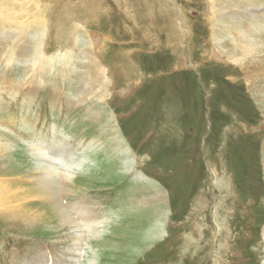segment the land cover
I'll use <instances>...</instances> for the list:
<instances>
[{"label": "rangeland", "instance_id": "374dc122", "mask_svg": "<svg viewBox=\"0 0 264 264\" xmlns=\"http://www.w3.org/2000/svg\"><path fill=\"white\" fill-rule=\"evenodd\" d=\"M40 1L56 7L48 55L75 48L72 90L23 77L32 57L1 60L0 133L23 151L7 179L32 190L31 149L64 143L53 155L70 171L57 179L61 204L100 224L84 233L78 220V243L59 221L0 220V264H264V81L215 58L206 1ZM63 29L79 42L57 41ZM85 43L93 63L78 54ZM94 64L108 83L83 107L75 92ZM30 197L27 213L42 204Z\"/></svg>", "mask_w": 264, "mask_h": 264}, {"label": "bare ground", "instance_id": "6f19581e", "mask_svg": "<svg viewBox=\"0 0 264 264\" xmlns=\"http://www.w3.org/2000/svg\"><path fill=\"white\" fill-rule=\"evenodd\" d=\"M53 1V3H55V0ZM205 1L208 4L207 12H209L208 18L211 30L210 40L212 41L211 43L214 45V51L216 52L215 58L219 61H222L223 63H233L234 65L241 67L243 70L248 69L246 74L249 76L251 81L254 80L253 75L256 73L262 76L258 79L264 81V70H262L264 69V66L258 70V66L264 63V0ZM40 2V0H0V41L5 42V44L0 42V62L1 60L3 61L5 59L3 63H6V65H14L16 61L25 57V55L29 58L32 57V59H27L29 66H26L27 72L23 77L27 78L31 76L33 78L31 81L35 82V84H37L39 81H43V84L46 85L48 84L47 78H50V85L53 91H57L62 88H67V90L70 88L72 90V87L68 82L67 75L68 71L71 72L73 62L72 55L76 54L75 48H72L71 46V49H69L68 47L66 51L67 53H65L68 55L65 56L56 57L53 55H48L49 51L55 50V48L52 46L45 44L48 33L47 29L51 24L50 18L52 17L53 9L56 7L53 8L54 5L52 4H47L48 6L44 7L42 4H40ZM27 3H29V5H26ZM20 18L25 19L22 22L23 26L25 25L27 29V32L21 33V35L17 30L19 24L21 23L19 22ZM66 25V21L62 20L54 25V27L65 28ZM78 26L79 25H77V28ZM65 31L66 30L64 29L60 30L62 39L59 37V40L57 39V41L62 40L66 43H69L70 45H74L79 42V40H72V37L70 36L71 32L66 33ZM64 33L67 35L65 38H63V36H65L63 35ZM86 44L87 43H85L84 46L87 47L88 45ZM31 50H33L32 53ZM90 50L92 51V49ZM78 54L85 56L87 59L90 58V61L93 63V59H91L92 54H90L89 47L78 52ZM94 66L95 69L93 70V74L89 76V81L85 82L83 89L75 92V94L79 95V102H81L83 107L89 102L90 99L96 97L97 94L94 92V90L96 89V84L100 82V79L103 80L102 85H106L108 83V80L103 77L102 73L104 72L99 67V65L94 64ZM251 70L257 71L254 73ZM13 71L15 72V70H11V72ZM51 76L53 78H51ZM80 82L82 81L80 80ZM79 87L80 83L78 84V88ZM109 96L110 94H106L103 99H107ZM110 129L115 130L113 125L110 126ZM43 134L41 135L42 137ZM2 137L3 134L0 133V173L4 170H7V164L12 163L13 159H22L23 154V151L20 149V144L16 138L12 137L11 139L4 141ZM46 140L47 139H44L42 141L46 142ZM39 141H41V139ZM63 144L60 145L58 141H55L51 145L50 143L47 145L45 143L43 146L37 144L36 146L39 152L35 149H31L30 155L35 160H37L35 165H31L32 167L29 172L33 171L38 174V176H33L34 178L29 179V181L27 180L28 182L32 181L31 184H35V188L32 190H28L27 188L23 190L21 187H16L15 185L10 184L7 177L11 174L8 173V170L6 174H0V220L8 227L10 225L17 224L19 217L23 223L27 222L30 225L34 224L36 221L41 222L47 219L50 221H59L62 223L63 228L70 226L74 229V238L77 239L78 243H80L81 239L83 238L82 230L84 233L88 230L90 231V229L92 230L97 227L100 222L97 221L98 219L94 216L95 212L94 214L93 212L85 214L83 211L75 213L72 211V208H68L67 206L64 207L61 204V201L64 199V197L61 198V194L58 191L57 179L60 177L63 180L65 177L68 178L70 174L68 168H59V166L56 165L58 162V157H56L57 154L55 153L58 152V148L59 152L61 153L60 149L64 148ZM65 146H67V144H65ZM53 147H55L56 150H54ZM49 150L51 154L49 153ZM63 150L64 149H62V151ZM32 195L33 199H39L42 204L40 203L41 205L39 208L37 207L36 211H31L29 213L24 212L22 210L23 205L25 206L27 204L29 206L33 204V202H30L33 201L30 197ZM78 220H81L80 222L83 223V225H80L83 227L82 230L78 226ZM69 261H75V263H77L74 258H69ZM47 262L45 264H52L50 261Z\"/></svg>", "mask_w": 264, "mask_h": 264}]
</instances>
